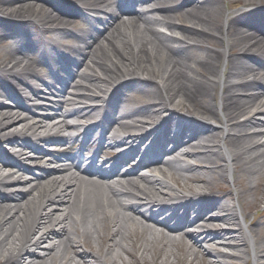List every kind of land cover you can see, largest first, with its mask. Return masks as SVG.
<instances>
[{"label":"bare ground","instance_id":"obj_1","mask_svg":"<svg viewBox=\"0 0 264 264\" xmlns=\"http://www.w3.org/2000/svg\"><path fill=\"white\" fill-rule=\"evenodd\" d=\"M0 14V264H264V0Z\"/></svg>","mask_w":264,"mask_h":264},{"label":"rangeland","instance_id":"obj_2","mask_svg":"<svg viewBox=\"0 0 264 264\" xmlns=\"http://www.w3.org/2000/svg\"><path fill=\"white\" fill-rule=\"evenodd\" d=\"M79 5V4H78ZM68 8V7H67ZM74 9H76V10H78L79 11V8L76 6H74ZM84 25V24H83ZM156 27V29H162V30H166V31H168L167 30V28L166 27H164L163 25H156L155 26ZM68 42H72V43H75L76 41L73 39V38H71V37H69L68 39ZM118 78V77H117ZM114 81V80H113ZM131 93L134 95L135 94V92L134 91H131ZM264 117V116H263ZM241 118H245V117H241ZM260 139H262V141H264V137H262V138H260ZM27 164V166H28V168H30V169H32L33 171H36V172H40V170H39V166H36V164H34V163H32V162H26ZM54 165V163H50V164H48V165H46V166H51V165ZM133 166V165H132ZM171 181V183L174 185V186H177L176 185V183H175V181L173 180V179H171L170 180ZM219 183H223V182H225L230 188H232V183L230 182V178L229 177H227L226 178V180H222V179H219V180H217ZM21 188H28V186L27 187H21ZM252 199H253V197H251ZM235 203V202H234ZM248 213H250V216H249V220L251 221V220H253V219H255V218H261V219H263L264 220V202H261V203H259V205L256 207V208H251L250 210H248ZM81 250H83V251H86L87 252V250L89 251V249H87V248H85V247H82L81 248ZM181 257H183L184 258V255H183V253L181 254ZM228 261L229 262H231V261H233L232 259H228ZM203 262H204V260H203V255H201V258L198 260V264H203ZM130 264H133L132 263V261L130 262ZM179 264H187V260L185 259L183 262H180Z\"/></svg>","mask_w":264,"mask_h":264}]
</instances>
